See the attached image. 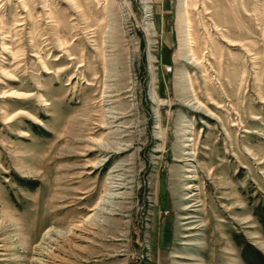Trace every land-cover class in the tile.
<instances>
[{"label": "rangeland", "instance_id": "1", "mask_svg": "<svg viewBox=\"0 0 264 264\" xmlns=\"http://www.w3.org/2000/svg\"><path fill=\"white\" fill-rule=\"evenodd\" d=\"M248 244L264 258V0H0V264Z\"/></svg>", "mask_w": 264, "mask_h": 264}, {"label": "trees", "instance_id": "2", "mask_svg": "<svg viewBox=\"0 0 264 264\" xmlns=\"http://www.w3.org/2000/svg\"><path fill=\"white\" fill-rule=\"evenodd\" d=\"M249 248H252L250 244L247 245L246 248L243 249L242 252V257L245 261L246 264H264V258L263 256L260 254V252L254 249V247L252 248L254 250V255L249 254ZM252 250V251H253ZM263 258V259H262ZM261 260V261H260Z\"/></svg>", "mask_w": 264, "mask_h": 264}, {"label": "built area", "instance_id": "3", "mask_svg": "<svg viewBox=\"0 0 264 264\" xmlns=\"http://www.w3.org/2000/svg\"><path fill=\"white\" fill-rule=\"evenodd\" d=\"M165 214H166V215H168V214H169V212L167 211V212H165Z\"/></svg>", "mask_w": 264, "mask_h": 264}]
</instances>
